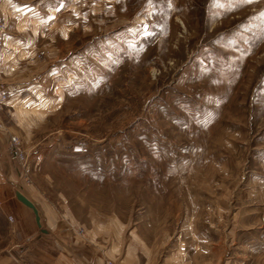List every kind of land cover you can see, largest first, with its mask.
Masks as SVG:
<instances>
[{
	"label": "rangeland",
	"instance_id": "rangeland-1",
	"mask_svg": "<svg viewBox=\"0 0 264 264\" xmlns=\"http://www.w3.org/2000/svg\"><path fill=\"white\" fill-rule=\"evenodd\" d=\"M11 1L10 35L44 40L43 86L10 114L25 165L0 145V264L31 261L20 188L73 237L264 264V0Z\"/></svg>",
	"mask_w": 264,
	"mask_h": 264
},
{
	"label": "crops",
	"instance_id": "crops-1",
	"mask_svg": "<svg viewBox=\"0 0 264 264\" xmlns=\"http://www.w3.org/2000/svg\"><path fill=\"white\" fill-rule=\"evenodd\" d=\"M11 2V0L0 2V21L6 25L4 50L0 56V87L8 95L7 104L0 114V122L4 129V132H0V145L5 146L8 152L9 135H14L10 133L12 127L10 116L14 110L12 107L30 105L26 98L20 96L38 93L43 86L38 75L40 64L38 56L39 45L44 42L38 37L10 35L12 30H22L27 23L23 10L15 8ZM30 28L37 29V25H31ZM29 121L25 124L35 123L33 120ZM8 188L7 184L0 186L2 197L3 193H8ZM26 189L13 191L9 213L12 215L15 229L28 243L27 247L31 251L29 264H102L104 259L114 260L119 264H207L201 263L197 258L196 262H193L190 253L181 249H167L164 252L162 249L151 247L134 232L125 240L121 236L109 240L97 229L87 227L84 239L73 237L72 233L78 222L63 220L47 202L37 201L31 196L34 193L33 189ZM16 191L35 205L44 232L36 227L31 210L16 199ZM14 247L15 245H12L10 249ZM164 253L166 255H163ZM11 258L10 256V263ZM2 262L1 260L0 263ZM217 264L226 263L221 261Z\"/></svg>",
	"mask_w": 264,
	"mask_h": 264
},
{
	"label": "built area",
	"instance_id": "built-area-1",
	"mask_svg": "<svg viewBox=\"0 0 264 264\" xmlns=\"http://www.w3.org/2000/svg\"><path fill=\"white\" fill-rule=\"evenodd\" d=\"M5 32H6V25L3 21H0V56L4 50ZM7 101H8V95L6 94L4 89L0 87V114L3 112L7 104ZM0 132H4L1 122H0ZM8 144H9L10 160L14 163H19L24 166L26 162V155L19 148V138L14 135H9ZM75 233L76 235L79 236H83L84 234L81 228H77L75 230ZM102 264H119V263L114 260L106 259L105 261H103Z\"/></svg>",
	"mask_w": 264,
	"mask_h": 264
},
{
	"label": "water",
	"instance_id": "water-1",
	"mask_svg": "<svg viewBox=\"0 0 264 264\" xmlns=\"http://www.w3.org/2000/svg\"><path fill=\"white\" fill-rule=\"evenodd\" d=\"M15 197H16V199H17V200H18L23 206H25L26 208H28L29 210H31V212H32L33 215H34V219H35L36 226H37L42 232H44V231L41 229L40 216H39L38 210H37V208L35 207V205H34L29 199H27L24 195H22L19 191H16V192H15Z\"/></svg>",
	"mask_w": 264,
	"mask_h": 264
},
{
	"label": "snow or ice",
	"instance_id": "snow-or-ice-1",
	"mask_svg": "<svg viewBox=\"0 0 264 264\" xmlns=\"http://www.w3.org/2000/svg\"><path fill=\"white\" fill-rule=\"evenodd\" d=\"M243 2H245V3H251L252 0H243Z\"/></svg>",
	"mask_w": 264,
	"mask_h": 264
}]
</instances>
